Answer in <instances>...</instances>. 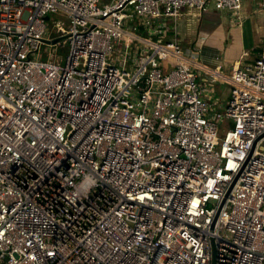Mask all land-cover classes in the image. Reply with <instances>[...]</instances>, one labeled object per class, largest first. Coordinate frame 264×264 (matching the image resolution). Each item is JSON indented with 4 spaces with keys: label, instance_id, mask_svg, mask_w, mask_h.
Wrapping results in <instances>:
<instances>
[{
    "label": "built area",
    "instance_id": "built-area-1",
    "mask_svg": "<svg viewBox=\"0 0 264 264\" xmlns=\"http://www.w3.org/2000/svg\"><path fill=\"white\" fill-rule=\"evenodd\" d=\"M100 2L0 0V264H211L212 243L264 264V45L231 66L219 137L196 78L221 64L166 38L242 0ZM61 38L64 63L32 56Z\"/></svg>",
    "mask_w": 264,
    "mask_h": 264
},
{
    "label": "rangeland",
    "instance_id": "rangeland-1",
    "mask_svg": "<svg viewBox=\"0 0 264 264\" xmlns=\"http://www.w3.org/2000/svg\"><path fill=\"white\" fill-rule=\"evenodd\" d=\"M106 0H101L100 4L104 3ZM244 5L242 7L243 17L241 20L240 27H231L230 22L231 18H234V14L230 13L229 15L223 13L221 17V22L223 24V39L219 40L222 43L223 47H226L227 50H230L238 54L241 60H244L246 57L253 58L254 53L252 50L254 48H262L264 42V13H258V9L253 5H256L257 0H242ZM243 4V3H242ZM213 6L211 2L209 6ZM262 9L261 6H257ZM250 14L251 16H249ZM247 15V16H246ZM249 16V17H248ZM47 17L50 21H47V30L50 31L49 38L55 37L60 31L53 32L51 31L52 23L57 21H63L64 26H67V19L60 12H49ZM49 48V50H48ZM264 49V48H263ZM69 45L65 39H60L59 42L52 41H43L41 42L40 48L37 52H34L32 56H39L42 59H50L51 53L54 54L53 58L56 56L60 57L59 62L64 63L66 54L68 53ZM187 55H194L195 59L203 63H212L211 61L200 57V54L196 51H190L189 48H184ZM246 56V57H245ZM208 65V64H207ZM216 92L210 98L211 101V116L213 119L219 123V137L222 136L224 130L231 125V118H227L224 115V106L228 100L229 89L231 88V83H215L214 84Z\"/></svg>",
    "mask_w": 264,
    "mask_h": 264
},
{
    "label": "crops",
    "instance_id": "crops-1",
    "mask_svg": "<svg viewBox=\"0 0 264 264\" xmlns=\"http://www.w3.org/2000/svg\"><path fill=\"white\" fill-rule=\"evenodd\" d=\"M242 3L243 7L244 1ZM253 5L256 7V9H258V13H264L263 8L260 9L257 7L259 6L258 0L256 1V5L254 3ZM240 11L242 20V8ZM223 13L229 15L232 12L227 9H216L214 6H210L206 10L198 13V11H196L194 8L184 7L181 11V14L175 21V28L170 29V32L166 37L171 38L172 36H174L182 44L195 45L200 50L199 54L201 59L203 60V58H206L207 60L212 62L207 63L208 66L212 69L216 68L217 64H221L219 68V72L221 73V75L218 76V79L213 80L210 75L205 77L203 75H198V77L196 78L198 82H203L204 96L209 103H211L209 97H211L213 93L216 92L214 84H224L225 82H230L228 80V77L231 73V66L236 61H242L240 59L241 54L240 56H238V54L235 55L234 52L227 50L226 47L222 46V43L219 40L220 37V39L224 38V29L221 22ZM248 15L251 16L250 14ZM241 20L237 22L234 18H231V27L239 28L241 25ZM168 23L171 25L172 20L170 19ZM262 48H254L252 50L254 56L258 55ZM245 59L251 58L246 57ZM228 91L230 93V89Z\"/></svg>",
    "mask_w": 264,
    "mask_h": 264
},
{
    "label": "water",
    "instance_id": "water-1",
    "mask_svg": "<svg viewBox=\"0 0 264 264\" xmlns=\"http://www.w3.org/2000/svg\"><path fill=\"white\" fill-rule=\"evenodd\" d=\"M57 39H53L52 42L56 41ZM211 264H215V246L212 243V253H211Z\"/></svg>",
    "mask_w": 264,
    "mask_h": 264
}]
</instances>
